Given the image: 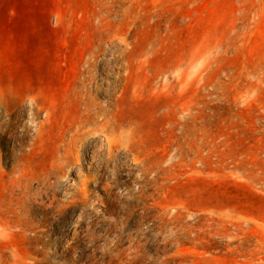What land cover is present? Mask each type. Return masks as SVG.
Returning a JSON list of instances; mask_svg holds the SVG:
<instances>
[{
    "label": "rangeland",
    "instance_id": "374dc122",
    "mask_svg": "<svg viewBox=\"0 0 264 264\" xmlns=\"http://www.w3.org/2000/svg\"><path fill=\"white\" fill-rule=\"evenodd\" d=\"M86 79L129 132L119 190L152 180L125 226L109 201L71 234L19 194L85 119ZM0 264H264V0H0Z\"/></svg>",
    "mask_w": 264,
    "mask_h": 264
},
{
    "label": "bare ground",
    "instance_id": "6f19581e",
    "mask_svg": "<svg viewBox=\"0 0 264 264\" xmlns=\"http://www.w3.org/2000/svg\"><path fill=\"white\" fill-rule=\"evenodd\" d=\"M172 77L175 80V73ZM91 86L90 80L86 79L83 85L86 117L70 131L56 165L36 189H21L19 194L21 216L31 212V207L26 208L28 203L37 209H47L57 217L64 210H71L74 215L71 234L84 223L90 228L93 221L104 223L109 213V201L122 206L121 223L125 226L136 211L135 207L141 206L139 199L146 194V182L152 180V172L141 166L138 186L134 189L126 186L125 192L119 190V169L128 160L130 152L129 132L112 122V110L97 103ZM89 186L100 189L104 198L96 200ZM67 190L73 192L65 206L58 202L57 194H65ZM34 211L32 208V213Z\"/></svg>",
    "mask_w": 264,
    "mask_h": 264
}]
</instances>
